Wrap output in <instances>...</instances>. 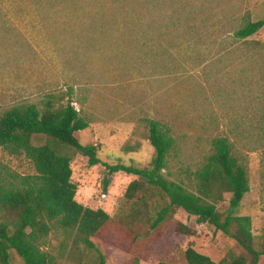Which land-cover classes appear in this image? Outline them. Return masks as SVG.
I'll list each match as a JSON object with an SVG mask.
<instances>
[{"label": "rangeland", "instance_id": "374dc122", "mask_svg": "<svg viewBox=\"0 0 264 264\" xmlns=\"http://www.w3.org/2000/svg\"><path fill=\"white\" fill-rule=\"evenodd\" d=\"M262 19L264 0H0V114L15 104H38L49 93L80 110L89 125L75 137L81 145H95L101 163L74 159L75 200L112 219L136 177L108 175L103 165L149 164L154 150L142 118L170 129L174 175L179 166L195 169L211 140L225 136L244 156L250 185L234 214L248 216L254 239L264 241V151L249 150L245 138L263 111V52L234 37L246 20ZM250 40L264 42V26ZM0 162L19 174L33 172L24 157L1 149ZM176 222L195 234H176ZM61 239V231L52 227L44 250L56 255ZM96 243L105 264H185L189 246L218 262L234 247L182 210L159 233L137 241L112 220ZM18 262L14 256L13 264ZM57 263L72 264L65 258ZM258 264H264V256Z\"/></svg>", "mask_w": 264, "mask_h": 264}, {"label": "trees", "instance_id": "16d2710c", "mask_svg": "<svg viewBox=\"0 0 264 264\" xmlns=\"http://www.w3.org/2000/svg\"><path fill=\"white\" fill-rule=\"evenodd\" d=\"M263 26L264 19L246 20L234 37L248 49L263 52L260 56L264 60V42L248 41ZM262 109L260 119L245 137L249 150L264 151V105ZM141 122L154 150L149 164L144 168L103 165L108 175L122 172L136 177L127 185L117 218L112 219L104 210H93L75 200L78 187L71 181L74 159L86 158L89 166L101 163L97 147L81 145L75 137L89 125L80 110L63 96L49 93L38 104L19 103L1 112L0 149L8 156L24 157L33 172L19 174L0 162V264H13L14 256L19 259L16 264H58L57 258L72 264L84 260L87 264H105L96 239L112 220L137 241L150 232L159 233L178 210L234 243L218 262L189 246L184 251L185 264L259 263L264 241L254 239L248 216L234 214L250 185L244 156L236 152L232 141L225 136L212 139L209 153L195 169L179 166L174 175L169 164L176 155V143L170 129L156 120L142 118ZM260 162L264 167V157ZM260 175L264 178L263 171ZM107 182L105 179L104 192ZM226 196L227 206L222 207ZM52 227L62 233L56 255L44 250ZM174 230L179 235L195 234L181 222H176Z\"/></svg>", "mask_w": 264, "mask_h": 264}, {"label": "built area", "instance_id": "2783aa9c", "mask_svg": "<svg viewBox=\"0 0 264 264\" xmlns=\"http://www.w3.org/2000/svg\"><path fill=\"white\" fill-rule=\"evenodd\" d=\"M102 197H104V194H102Z\"/></svg>", "mask_w": 264, "mask_h": 264}]
</instances>
